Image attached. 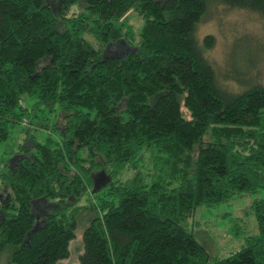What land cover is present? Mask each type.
Segmentation results:
<instances>
[{"label": "trees", "instance_id": "trees-1", "mask_svg": "<svg viewBox=\"0 0 264 264\" xmlns=\"http://www.w3.org/2000/svg\"><path fill=\"white\" fill-rule=\"evenodd\" d=\"M215 2L264 18V0H0V140L32 116L28 97L65 124L0 165V253L13 264L68 257L83 210L79 264H264V83L248 74L256 54L232 70L240 39L222 73L207 56L214 36L195 30ZM121 40L128 50L106 49ZM258 191V231L226 256L184 223Z\"/></svg>", "mask_w": 264, "mask_h": 264}, {"label": "rangeland", "instance_id": "rangeland-1", "mask_svg": "<svg viewBox=\"0 0 264 264\" xmlns=\"http://www.w3.org/2000/svg\"><path fill=\"white\" fill-rule=\"evenodd\" d=\"M72 8L75 11L80 10L79 6H73ZM122 18L135 33L143 24V18L133 9L128 10ZM195 32L199 38L206 34L214 36L213 46L205 52L216 65L218 73H222L228 67L232 43L240 39L232 47V70H245L247 61L256 54V60L249 67L248 74L255 80L264 83V18L260 14L246 8L230 7L215 2L209 5L206 14L197 23ZM87 37L91 38L88 35ZM129 48L121 40L111 43L108 51L110 53H122ZM232 82L234 81L229 84L232 88H239L237 84ZM26 101L32 116L27 117L26 122L12 125L8 137L0 140V165L7 158L14 163L24 156L25 154L18 151L19 143H23L26 148L31 149V135L39 140L47 137L59 139V129L65 125L62 112L57 110L49 112L46 108L38 109L33 106L35 99L32 97H28ZM182 113H187L184 106H182ZM127 174H131V172ZM95 176L99 183L98 188L107 181L106 176ZM0 185V192L4 193L5 189L1 182ZM261 195V191L243 192L217 204L200 205L184 223L208 251L209 255L226 256L245 244L246 235L257 233V220L251 208V203L254 198ZM85 201L88 202L87 199H82L80 203ZM89 215L84 210L79 213L77 226L74 230L75 235L69 242V255L66 258L59 259L56 264H79L78 256L83 250L82 230L88 221ZM38 220H40L39 217ZM0 264H13L9 260L7 252L0 253Z\"/></svg>", "mask_w": 264, "mask_h": 264}, {"label": "water", "instance_id": "water-1", "mask_svg": "<svg viewBox=\"0 0 264 264\" xmlns=\"http://www.w3.org/2000/svg\"><path fill=\"white\" fill-rule=\"evenodd\" d=\"M108 46H109V45H108ZM108 46L106 47V49L109 48ZM39 222H40V221L37 219V220L34 222L32 228L35 229V228L37 227V225L39 224Z\"/></svg>", "mask_w": 264, "mask_h": 264}, {"label": "flooded vegetation", "instance_id": "flooded-vegetation-1", "mask_svg": "<svg viewBox=\"0 0 264 264\" xmlns=\"http://www.w3.org/2000/svg\"><path fill=\"white\" fill-rule=\"evenodd\" d=\"M108 50H109V48H108ZM96 175H98L99 177H103L104 176V174L102 173L101 175H99V174H96ZM96 178V176H94V179ZM96 181H97V178L95 179ZM98 182V181H97Z\"/></svg>", "mask_w": 264, "mask_h": 264}]
</instances>
